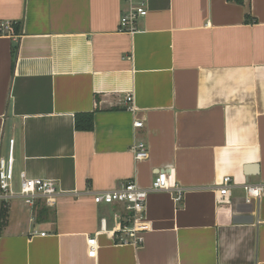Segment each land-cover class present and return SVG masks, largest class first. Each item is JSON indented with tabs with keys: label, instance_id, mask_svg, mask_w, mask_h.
<instances>
[{
	"label": "crops",
	"instance_id": "crops-1",
	"mask_svg": "<svg viewBox=\"0 0 264 264\" xmlns=\"http://www.w3.org/2000/svg\"><path fill=\"white\" fill-rule=\"evenodd\" d=\"M131 1L148 15L126 33ZM0 23L14 27L0 35V158L14 139L16 178L63 193L54 208L0 205V264H264V198L247 205L240 187L264 183V0H0ZM93 112V131L76 130ZM160 172L182 202L150 193L142 243L118 244L125 207L93 194L150 189ZM225 177L239 186L222 204Z\"/></svg>",
	"mask_w": 264,
	"mask_h": 264
},
{
	"label": "built area",
	"instance_id": "built-area-1",
	"mask_svg": "<svg viewBox=\"0 0 264 264\" xmlns=\"http://www.w3.org/2000/svg\"><path fill=\"white\" fill-rule=\"evenodd\" d=\"M148 15L147 3L145 1L139 4L130 3L128 11L121 19L120 30L126 33H132L137 30V21L139 18H145ZM14 27L11 23H0V35L13 32ZM128 103L133 102V97L128 95ZM133 109V108H132ZM135 128H143L144 123L137 121ZM15 140L9 142V151L6 157L0 158V205H7L10 201L20 199L33 209L38 201H43L47 207L54 208L57 205L59 196L63 193L58 190L57 183L53 180L31 178L26 172H21L16 178L15 174ZM135 159L137 161H146L149 159V150L145 143H139L133 147ZM237 186L231 177H225L217 193L220 197V203H228L232 197V191ZM245 192V203L252 205L258 204L264 198V183L249 184L244 183L240 186ZM187 189L179 185H171L166 172H160L155 177L150 189L141 188L136 182L128 181L120 185L119 188L110 191L94 193L95 203L106 205H123L127 212L124 218V224L113 233L118 244H132L138 246L142 243V233L149 230V224L146 220V207L150 193L168 192L175 196L177 203L182 202ZM120 218L119 215H116ZM106 220H102V227L105 229ZM45 235V234H43ZM89 257L94 258L97 255V239L95 237L88 240Z\"/></svg>",
	"mask_w": 264,
	"mask_h": 264
},
{
	"label": "trees",
	"instance_id": "trees-1",
	"mask_svg": "<svg viewBox=\"0 0 264 264\" xmlns=\"http://www.w3.org/2000/svg\"><path fill=\"white\" fill-rule=\"evenodd\" d=\"M241 2V1H240ZM94 112L78 114L75 117V127L78 131H93L94 129ZM6 210H2L0 214V230L6 225Z\"/></svg>",
	"mask_w": 264,
	"mask_h": 264
}]
</instances>
